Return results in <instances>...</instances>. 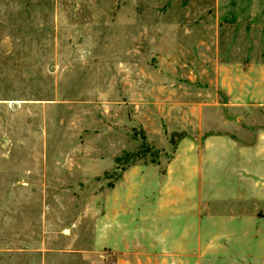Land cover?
Returning a JSON list of instances; mask_svg holds the SVG:
<instances>
[{
  "label": "rangeland",
  "instance_id": "rangeland-1",
  "mask_svg": "<svg viewBox=\"0 0 264 264\" xmlns=\"http://www.w3.org/2000/svg\"><path fill=\"white\" fill-rule=\"evenodd\" d=\"M217 59L264 63V0H0V264L147 262L104 252L108 204L220 114L264 129L220 111Z\"/></svg>",
  "mask_w": 264,
  "mask_h": 264
},
{
  "label": "crops",
  "instance_id": "crops-1",
  "mask_svg": "<svg viewBox=\"0 0 264 264\" xmlns=\"http://www.w3.org/2000/svg\"><path fill=\"white\" fill-rule=\"evenodd\" d=\"M217 61L220 111H264V63L236 73L231 61ZM129 191L99 218L104 252L147 256L129 264H203L199 256L218 254L264 264V129L220 114L208 133L181 139L155 183ZM154 256L165 257L155 263Z\"/></svg>",
  "mask_w": 264,
  "mask_h": 264
}]
</instances>
